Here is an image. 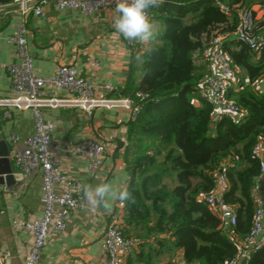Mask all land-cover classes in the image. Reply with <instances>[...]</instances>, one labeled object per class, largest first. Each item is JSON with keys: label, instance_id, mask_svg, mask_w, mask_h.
Instances as JSON below:
<instances>
[{"label": "trees", "instance_id": "1", "mask_svg": "<svg viewBox=\"0 0 264 264\" xmlns=\"http://www.w3.org/2000/svg\"><path fill=\"white\" fill-rule=\"evenodd\" d=\"M250 3L164 0L149 13L157 24L156 40L143 52L142 43L131 48L136 51L124 95L132 98L140 91L148 100L128 123L124 160L133 199L122 202V233L140 245L156 237L167 253L181 250L188 264H226L236 253L230 232L201 201L213 190L224 160L231 161L223 198L237 216L234 236H246L257 207L260 172L252 149L264 144V89H257L264 79V48L254 52L231 37L224 41L235 72L226 99L241 109L238 122L224 118L213 125L214 109L199 95L208 73L205 48L216 36L231 35L238 10ZM249 264H264V246Z\"/></svg>", "mask_w": 264, "mask_h": 264}, {"label": "crops", "instance_id": "2", "mask_svg": "<svg viewBox=\"0 0 264 264\" xmlns=\"http://www.w3.org/2000/svg\"><path fill=\"white\" fill-rule=\"evenodd\" d=\"M250 1L249 7L261 25L264 0ZM112 16L111 9L88 15L78 10H56L53 0L44 6L43 16L29 15L26 38L36 73L49 76L59 66L71 64L88 82L96 86L111 84L114 90L108 96L126 97L132 49L139 42H130L117 34L112 27ZM17 20L11 7L0 9V98L11 95L7 66L17 58L7 38L14 33ZM229 40L235 41L232 35ZM147 46L148 43L141 46V52ZM90 61L97 65L91 66ZM257 89H264V79L257 84ZM45 112V118L55 123L53 139L61 146L69 147L93 138L106 147L103 166L93 175L86 171L85 159L60 154L61 166L72 178L82 185L117 182L126 188L129 180L124 160L129 123L126 112L96 109L87 115L77 108L46 109ZM33 134L34 120L29 111L0 107V141H5L10 156L24 149L25 139ZM10 164L19 182L13 192L0 186V257L5 259L4 264H23L24 255L33 244V235L23 224L39 219L43 212L42 176L38 170L22 177L11 161ZM263 197L264 176H260L254 188L257 207L264 208ZM84 201V208L72 215L64 232L48 237L39 264H106L104 234L112 215L121 213L123 217V204L113 201L110 210H106L102 206L93 207L85 196ZM119 224L123 232L122 219ZM222 229L228 231L227 227ZM155 239L141 245L136 243L126 264L128 261L131 264H188L181 250L167 253Z\"/></svg>", "mask_w": 264, "mask_h": 264}, {"label": "built area", "instance_id": "3", "mask_svg": "<svg viewBox=\"0 0 264 264\" xmlns=\"http://www.w3.org/2000/svg\"><path fill=\"white\" fill-rule=\"evenodd\" d=\"M50 2L51 0H10L9 4L0 6V9L11 7L18 16L14 33L7 38L8 43L14 46L17 58L16 62L7 66L11 95L0 98V107L29 111L34 120V134L25 139L24 149L14 152L9 160L22 177L38 170L42 176L43 212L39 219L23 224L33 235V244L24 255L23 264H39L48 237L64 232L72 215L85 205L83 185L62 168L59 155L85 159L86 171L93 175L103 166L106 152L105 145L93 138L84 139L69 147L61 146L53 139L55 123L45 118V110L77 108L91 115L96 109H116L126 112L128 121L134 122L148 100V96L140 91H135L132 98L108 96L114 90L111 84L96 86L79 76L77 69L71 64L59 66L49 76L36 73L26 38L27 18L29 15L43 16V8ZM115 3L116 0H53L56 10H78L85 15L107 9L114 11ZM231 35L251 51L260 52L264 48V23L258 25L251 7L238 10L237 27ZM231 35L216 36L203 52L208 62V73L200 82L199 95L214 109L211 115L213 125L224 118L238 122L243 116L241 109L226 99L227 89L235 83L234 68L223 50L224 41ZM90 65L96 66L97 63L90 61ZM14 140L17 139L14 137ZM252 154L259 161L260 176H264V144L256 143ZM230 164L229 159L221 163L215 172L213 190L202 197L201 201L221 220L222 227H227L236 245L235 255L226 264H249L253 255L264 246V208L258 206L254 210L246 236L239 239L233 235L237 216L234 208L227 205L223 198L228 189L226 173ZM121 219L122 214L115 213L107 225L103 245L106 264H126V259L136 245L133 238L123 235L119 224ZM4 263L5 259L0 257V264Z\"/></svg>", "mask_w": 264, "mask_h": 264}, {"label": "clouds", "instance_id": "4", "mask_svg": "<svg viewBox=\"0 0 264 264\" xmlns=\"http://www.w3.org/2000/svg\"><path fill=\"white\" fill-rule=\"evenodd\" d=\"M164 0H116L112 16V27L125 40L139 43H152L157 38V24L150 20L152 8H159ZM141 61L140 56H136ZM87 201L93 206H102L110 210L112 202L131 201V193L121 188L117 182H102L82 186Z\"/></svg>", "mask_w": 264, "mask_h": 264}, {"label": "water", "instance_id": "5", "mask_svg": "<svg viewBox=\"0 0 264 264\" xmlns=\"http://www.w3.org/2000/svg\"><path fill=\"white\" fill-rule=\"evenodd\" d=\"M10 0H0V6L9 4ZM10 151L5 141H0V186L5 187L7 192H13L18 185V175L14 173L10 160ZM264 206V197L262 198Z\"/></svg>", "mask_w": 264, "mask_h": 264}, {"label": "rangeland", "instance_id": "6", "mask_svg": "<svg viewBox=\"0 0 264 264\" xmlns=\"http://www.w3.org/2000/svg\"><path fill=\"white\" fill-rule=\"evenodd\" d=\"M145 45H147V43H144L142 46H145ZM145 49H144V47H143V50H142V52L144 51Z\"/></svg>", "mask_w": 264, "mask_h": 264}]
</instances>
